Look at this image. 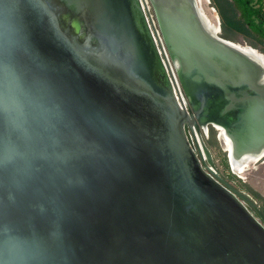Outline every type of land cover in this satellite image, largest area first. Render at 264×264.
<instances>
[{"label":"water","instance_id":"water-1","mask_svg":"<svg viewBox=\"0 0 264 264\" xmlns=\"http://www.w3.org/2000/svg\"><path fill=\"white\" fill-rule=\"evenodd\" d=\"M213 125L263 163L264 64L195 0H0V264H264Z\"/></svg>","mask_w":264,"mask_h":264},{"label":"rangeland","instance_id":"rangeland-1","mask_svg":"<svg viewBox=\"0 0 264 264\" xmlns=\"http://www.w3.org/2000/svg\"><path fill=\"white\" fill-rule=\"evenodd\" d=\"M198 5L204 12L209 23L218 30L220 21L216 10L212 7L210 0H198ZM219 19V21H218ZM219 36L225 40L236 42L240 45L252 47L264 60V41L254 40L252 37L242 36L234 32L223 33L220 22ZM219 33V32H218ZM225 35V36H224ZM219 131L212 126L207 127L206 133L199 129L198 136L202 145L209 152L211 164L209 167L226 183L239 193L249 197L264 217V161L247 162L240 165L242 168L236 171L230 166L227 158V146L223 139L218 135ZM220 137V138H219ZM222 140V141H221ZM224 142V143H223ZM264 159V158H263ZM262 159V160H263ZM255 216L256 213L251 209Z\"/></svg>","mask_w":264,"mask_h":264},{"label":"trees","instance_id":"trees-1","mask_svg":"<svg viewBox=\"0 0 264 264\" xmlns=\"http://www.w3.org/2000/svg\"><path fill=\"white\" fill-rule=\"evenodd\" d=\"M210 1L218 14L224 34L234 32L245 38L252 37L256 41H264V0Z\"/></svg>","mask_w":264,"mask_h":264},{"label":"bare ground","instance_id":"bare-ground-1","mask_svg":"<svg viewBox=\"0 0 264 264\" xmlns=\"http://www.w3.org/2000/svg\"><path fill=\"white\" fill-rule=\"evenodd\" d=\"M196 1V4H197V8H198V10H199V12H200V14H201V16H202V18H203V20H204V22L206 23V25L209 27V29L211 30V31H213L214 33H216V34H220V31L221 30H219V28H218V30H216V28H215V26H213V25H211L210 23H209V20L206 18V16H205V14H204V12L202 11V9L200 8V6L198 5V0H195ZM219 32V33H218ZM231 43H233V42H231ZM233 44H235V43H233ZM236 46H239V47H242V46H240V45H237V44H235ZM249 46H245V47H242V48H244L245 50H247V51H249L250 53H251V55L253 56V57H255V58H257L259 61H261L263 64H264V60H263V57L260 55V54H258L253 48H248ZM214 129H216L217 131H219V136L221 137V139H223V141L225 142V144H226V146H227V151H228V154H229V156H228V154H227V158H228V162H229V164H230V166L232 165V168L235 170L236 169V171H239L242 167V165H245V163H247V162H252L253 160H248V157H245V158H243V159H235V158H233V156H232V151H231V142H230V140L227 138V136L225 135V133H224V130H223V128L222 127H220V126H218V125H213L212 126ZM202 129V131L203 132H205L206 133V128L205 127H202L201 128ZM198 136V134H197V132L195 131V138H196V141L198 142V145L200 146V150L203 152V146H202V143H201V141H200V139H199V137H197ZM219 137V138H220ZM222 141V140H221ZM223 142V143H224ZM257 162V161H256ZM242 164V165H241ZM241 165V166H240Z\"/></svg>","mask_w":264,"mask_h":264},{"label":"flooded vegetation","instance_id":"flooded-vegetation-1","mask_svg":"<svg viewBox=\"0 0 264 264\" xmlns=\"http://www.w3.org/2000/svg\"><path fill=\"white\" fill-rule=\"evenodd\" d=\"M199 6H200V4H199ZM201 8V7H200Z\"/></svg>","mask_w":264,"mask_h":264}]
</instances>
